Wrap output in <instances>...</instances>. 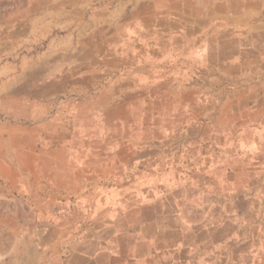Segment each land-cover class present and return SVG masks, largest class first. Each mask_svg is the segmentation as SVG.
Instances as JSON below:
<instances>
[{
    "label": "crops",
    "instance_id": "crops-1",
    "mask_svg": "<svg viewBox=\"0 0 264 264\" xmlns=\"http://www.w3.org/2000/svg\"><path fill=\"white\" fill-rule=\"evenodd\" d=\"M28 24L37 33L62 30L86 41L62 77L67 99L37 110V138L21 149L30 167L14 176L17 195L38 210L1 264H117L120 257L130 263L138 256L120 255L93 227L73 235L88 218L91 184L119 176L124 166L163 160L135 152L137 131L132 141L121 131L138 128L141 119L149 131L164 129L157 114L184 111L193 120L200 106L209 112L211 95L200 76L239 83L227 90L221 110L233 120L208 125L264 124V0H40ZM144 144L157 142L146 137ZM117 145L131 152L120 156L111 149ZM75 195L72 209L53 217L67 204L61 197Z\"/></svg>",
    "mask_w": 264,
    "mask_h": 264
},
{
    "label": "rangeland",
    "instance_id": "rangeland-1",
    "mask_svg": "<svg viewBox=\"0 0 264 264\" xmlns=\"http://www.w3.org/2000/svg\"><path fill=\"white\" fill-rule=\"evenodd\" d=\"M39 4L0 0V255L38 210L17 195L14 176L30 167L21 149L37 138L31 130L37 110L67 99L62 77L86 41L62 30H31L28 21ZM198 83L211 95L209 112L200 106L193 120L184 111L157 114L164 129L149 131L141 119L138 128L121 131L129 141L137 131L135 152L163 160L124 166L86 194L88 218L78 221L73 235L93 227L120 255L138 256L130 263L120 257L117 264H264V124L215 130L208 122L235 117L221 110L227 90L233 93L239 83L203 76ZM146 137L157 144H144ZM111 149L120 156L131 152L127 145ZM76 197H61L67 204L59 203L53 217L68 213ZM96 216L108 220H92Z\"/></svg>",
    "mask_w": 264,
    "mask_h": 264
}]
</instances>
